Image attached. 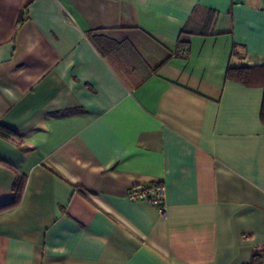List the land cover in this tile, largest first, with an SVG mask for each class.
I'll return each mask as SVG.
<instances>
[{
    "label": "crops",
    "instance_id": "crops-1",
    "mask_svg": "<svg viewBox=\"0 0 264 264\" xmlns=\"http://www.w3.org/2000/svg\"><path fill=\"white\" fill-rule=\"evenodd\" d=\"M262 66L264 0H0V264H264Z\"/></svg>",
    "mask_w": 264,
    "mask_h": 264
},
{
    "label": "trees",
    "instance_id": "trees-1",
    "mask_svg": "<svg viewBox=\"0 0 264 264\" xmlns=\"http://www.w3.org/2000/svg\"><path fill=\"white\" fill-rule=\"evenodd\" d=\"M89 36L94 44V46L102 53L105 55L104 49L106 48V43H110L111 41L108 40L106 37L104 36H94L90 35ZM260 77L261 78V85L262 87H264V66L260 67V68H240V69H234V68H228L226 71V78L238 83H242L244 85H251V81L256 79V77ZM260 120L262 122V124H264V98H262V104H261V109H260ZM6 129H4L3 127H0V134L2 132H5ZM20 198V194L19 192L16 193L15 199L12 203L4 205L2 207H0V210L11 207L13 205H15L18 200Z\"/></svg>",
    "mask_w": 264,
    "mask_h": 264
},
{
    "label": "built area",
    "instance_id": "built-area-1",
    "mask_svg": "<svg viewBox=\"0 0 264 264\" xmlns=\"http://www.w3.org/2000/svg\"><path fill=\"white\" fill-rule=\"evenodd\" d=\"M126 198L129 201L147 202L159 212L165 209V188L158 183L132 186L128 189Z\"/></svg>",
    "mask_w": 264,
    "mask_h": 264
}]
</instances>
